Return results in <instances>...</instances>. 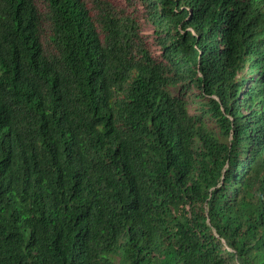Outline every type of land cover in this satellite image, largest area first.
Here are the masks:
<instances>
[{"label":"trees","instance_id":"trees-1","mask_svg":"<svg viewBox=\"0 0 264 264\" xmlns=\"http://www.w3.org/2000/svg\"><path fill=\"white\" fill-rule=\"evenodd\" d=\"M0 264H264V0H0Z\"/></svg>","mask_w":264,"mask_h":264},{"label":"rangeland","instance_id":"rangeland-1","mask_svg":"<svg viewBox=\"0 0 264 264\" xmlns=\"http://www.w3.org/2000/svg\"><path fill=\"white\" fill-rule=\"evenodd\" d=\"M143 32L147 36L148 41L150 45L152 46L154 52L159 54V50L157 47V44L155 43L154 37H153V29L148 24H143ZM176 94H182L184 98L187 100L190 112L194 114H200V109H208L206 106L202 107L200 106V102H203L205 99L201 98V96H198L199 92L197 90L190 89L188 92L184 93L182 91H179L178 89L175 90ZM200 106V107H199ZM201 114H203L205 117H208L209 115H205L202 111ZM208 114V113H207ZM207 122L213 126L215 124V121L213 119H207Z\"/></svg>","mask_w":264,"mask_h":264}]
</instances>
